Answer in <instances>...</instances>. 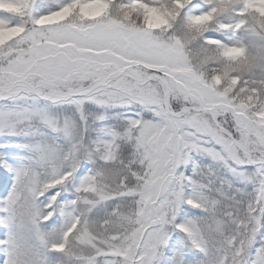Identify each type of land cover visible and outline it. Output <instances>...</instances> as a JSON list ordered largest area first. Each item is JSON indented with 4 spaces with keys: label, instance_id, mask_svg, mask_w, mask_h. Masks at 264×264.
Here are the masks:
<instances>
[{
    "label": "snow or ice",
    "instance_id": "obj_1",
    "mask_svg": "<svg viewBox=\"0 0 264 264\" xmlns=\"http://www.w3.org/2000/svg\"><path fill=\"white\" fill-rule=\"evenodd\" d=\"M0 264H264V0H0Z\"/></svg>",
    "mask_w": 264,
    "mask_h": 264
}]
</instances>
